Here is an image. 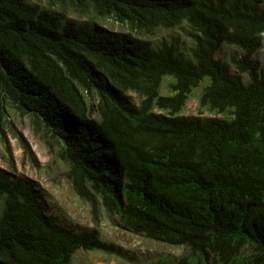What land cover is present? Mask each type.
<instances>
[{"label":"trees","instance_id":"16d2710c","mask_svg":"<svg viewBox=\"0 0 264 264\" xmlns=\"http://www.w3.org/2000/svg\"><path fill=\"white\" fill-rule=\"evenodd\" d=\"M58 1L135 31L185 21L195 43L187 54L177 40L153 45L30 0H0V131L7 105L30 114L60 142L79 194L93 205L98 197L125 230L186 247L155 264H264V74L253 58L264 0ZM223 43L244 51L232 57L237 73L216 57ZM167 76L172 94L162 95ZM202 83L199 110L228 117L178 114ZM0 199V264L122 252L95 229L63 227L34 184L2 168Z\"/></svg>","mask_w":264,"mask_h":264},{"label":"rangeland","instance_id":"374dc122","mask_svg":"<svg viewBox=\"0 0 264 264\" xmlns=\"http://www.w3.org/2000/svg\"><path fill=\"white\" fill-rule=\"evenodd\" d=\"M30 1L40 7L62 10L69 19L76 22H90L109 32L130 33L133 37L149 41L153 45L162 41L177 40L181 49L187 54L195 43L193 30L185 21L174 27H159L153 32L135 31L127 23L110 16H98L89 8H80L58 0ZM262 39L263 46L253 55V58L259 61L264 74V33ZM243 54L244 51L241 48L223 43L216 57L229 63L231 71L237 73L232 57ZM243 78L246 80L247 76L243 74ZM171 81L172 78L169 76L163 79L160 94H172L169 87ZM203 86L204 83L192 90L178 114L228 117L225 113L211 112L207 109L199 110V97ZM129 94L133 96L136 103L142 99L134 91H130ZM88 97L90 102L98 101L97 96ZM154 110L168 113V110L158 107ZM91 117L99 118L96 112L91 113ZM21 138L29 145L32 155L25 151ZM60 147V142L55 140L34 117L28 113H22L11 104L7 105L0 131V168L34 184L47 205V212L57 216L63 227L76 231L95 229L102 240L113 243L122 250L121 253H112L103 250L78 249L74 252L69 264H155L160 257L187 252L185 246L153 240L121 228L115 219L108 216L98 197L93 205L87 197L79 194L74 180L68 175V163L59 157ZM1 204L0 199V208Z\"/></svg>","mask_w":264,"mask_h":264}]
</instances>
